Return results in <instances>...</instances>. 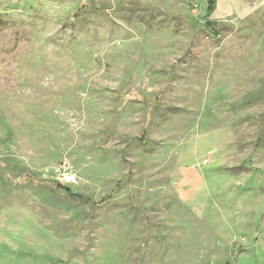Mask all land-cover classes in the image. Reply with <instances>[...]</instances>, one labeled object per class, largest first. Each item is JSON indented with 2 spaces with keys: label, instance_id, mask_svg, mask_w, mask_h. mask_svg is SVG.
Masks as SVG:
<instances>
[{
  "label": "rangeland",
  "instance_id": "obj_1",
  "mask_svg": "<svg viewBox=\"0 0 264 264\" xmlns=\"http://www.w3.org/2000/svg\"><path fill=\"white\" fill-rule=\"evenodd\" d=\"M0 264H264V0H0Z\"/></svg>",
  "mask_w": 264,
  "mask_h": 264
},
{
  "label": "trees",
  "instance_id": "obj_2",
  "mask_svg": "<svg viewBox=\"0 0 264 264\" xmlns=\"http://www.w3.org/2000/svg\"><path fill=\"white\" fill-rule=\"evenodd\" d=\"M208 1V16H211L216 8V0H207Z\"/></svg>",
  "mask_w": 264,
  "mask_h": 264
},
{
  "label": "crops",
  "instance_id": "obj_3",
  "mask_svg": "<svg viewBox=\"0 0 264 264\" xmlns=\"http://www.w3.org/2000/svg\"><path fill=\"white\" fill-rule=\"evenodd\" d=\"M217 1H218V7H219V5H220V0H216V8L218 9V7H217Z\"/></svg>",
  "mask_w": 264,
  "mask_h": 264
},
{
  "label": "water",
  "instance_id": "obj_4",
  "mask_svg": "<svg viewBox=\"0 0 264 264\" xmlns=\"http://www.w3.org/2000/svg\"><path fill=\"white\" fill-rule=\"evenodd\" d=\"M251 1V0H250Z\"/></svg>",
  "mask_w": 264,
  "mask_h": 264
}]
</instances>
